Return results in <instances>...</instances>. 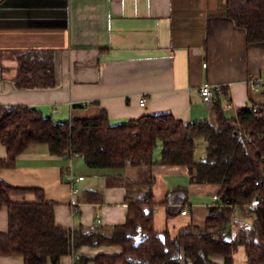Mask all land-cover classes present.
Wrapping results in <instances>:
<instances>
[{
    "label": "crops",
    "instance_id": "1",
    "mask_svg": "<svg viewBox=\"0 0 264 264\" xmlns=\"http://www.w3.org/2000/svg\"><path fill=\"white\" fill-rule=\"evenodd\" d=\"M224 3L0 0V105H29L61 122L95 117L103 109L113 124L158 111L189 121L215 117L213 101H204L199 91L205 81L223 86L219 96L228 115L264 103V42L248 43L245 29L223 13ZM30 49L54 53V86L15 85L17 55ZM6 155L0 141V156ZM150 172L155 228L175 235L189 223L204 227L221 184L191 181L186 165L155 163ZM146 175V168L91 167L80 155L51 153L45 143L30 144L14 167L0 170L12 186L41 188L55 203L57 224L102 230L126 221V194H139L144 189L139 180L145 182ZM70 176L83 178L71 182ZM183 186L189 192L185 214L178 200L166 202L170 190ZM12 197L38 198L34 191ZM7 229L8 209L1 206L0 231ZM121 252L120 245H82L61 262L78 264L76 256ZM0 264L25 263L22 255H0ZM234 264H248L242 246Z\"/></svg>",
    "mask_w": 264,
    "mask_h": 264
},
{
    "label": "trees",
    "instance_id": "2",
    "mask_svg": "<svg viewBox=\"0 0 264 264\" xmlns=\"http://www.w3.org/2000/svg\"><path fill=\"white\" fill-rule=\"evenodd\" d=\"M223 13L245 29L248 43L264 42V0H225ZM17 61V87L56 84L52 51L30 49L19 53ZM213 110L214 122L188 121L171 111H158L113 124L105 109L95 117L61 122L29 105H0V141L7 149V155L0 156V170L14 167L17 156L32 143H45L53 154L80 155L91 167L147 170V180H139L144 189L126 194V221L107 230L59 225L55 203L41 188L12 186L0 177V207L8 209V229L0 231V255H22L25 264H62L63 255L82 245H120L121 253L80 256L76 262L217 264L213 257L223 256L224 264H234V253L242 246L248 264H264V103L228 115L218 95ZM199 138L205 141V154L197 160ZM155 163L186 165L191 181L221 184L220 204L209 209L204 227L189 223L175 235L155 228L150 172ZM25 191H34L37 200L13 199V194ZM188 199L183 186L170 190L166 202L178 200L184 208ZM246 204L257 215L253 221Z\"/></svg>",
    "mask_w": 264,
    "mask_h": 264
},
{
    "label": "built area",
    "instance_id": "3",
    "mask_svg": "<svg viewBox=\"0 0 264 264\" xmlns=\"http://www.w3.org/2000/svg\"><path fill=\"white\" fill-rule=\"evenodd\" d=\"M204 66H206V63H204ZM222 87L223 86L220 85V84H213V83H211L209 81H205V82H203L201 84L199 91H200V94H201V96H202L204 101L211 102V101H213L215 99V97H217L218 95H220L222 93V91H223ZM255 89H258V86H255ZM145 103H146V97L143 96L141 98L140 104L143 105ZM81 105H85V102H82ZM82 178H83V176H78V177L70 176V181L73 182V181H76V180H79V179H82ZM213 198H214V201H215V205L214 206L219 205L220 204V201H219L220 200V196H219V194H214ZM226 201H229V200L227 199ZM230 206L234 209L235 212H237V210H238L237 206H234L233 204H230ZM244 206L246 208L245 209L246 212L248 213V219L250 221L255 220L257 218L256 213L255 212H250L249 209H248V205L247 204L244 205ZM187 212H188V207H185L181 211L182 214H185ZM234 229H235V226L232 223L231 224L232 232H233ZM76 259H78V256H76Z\"/></svg>",
    "mask_w": 264,
    "mask_h": 264
},
{
    "label": "rangeland",
    "instance_id": "4",
    "mask_svg": "<svg viewBox=\"0 0 264 264\" xmlns=\"http://www.w3.org/2000/svg\"><path fill=\"white\" fill-rule=\"evenodd\" d=\"M210 121L214 122L215 117L208 118ZM160 149H161V143L158 144V146L154 150V156L157 157L160 155ZM205 154V141L202 138L197 139L196 141V152H195V158L197 160H200L203 158Z\"/></svg>",
    "mask_w": 264,
    "mask_h": 264
}]
</instances>
